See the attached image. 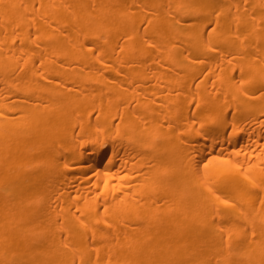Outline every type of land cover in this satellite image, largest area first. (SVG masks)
Instances as JSON below:
<instances>
[{
	"label": "bare ground",
	"instance_id": "1",
	"mask_svg": "<svg viewBox=\"0 0 264 264\" xmlns=\"http://www.w3.org/2000/svg\"><path fill=\"white\" fill-rule=\"evenodd\" d=\"M0 264H264V0H0Z\"/></svg>",
	"mask_w": 264,
	"mask_h": 264
}]
</instances>
